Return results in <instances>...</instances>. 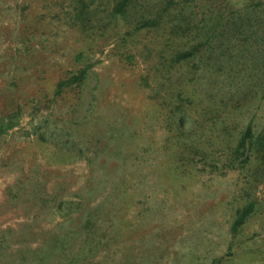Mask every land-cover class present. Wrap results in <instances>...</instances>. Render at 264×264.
Returning <instances> with one entry per match:
<instances>
[{
    "label": "rangeland",
    "instance_id": "1",
    "mask_svg": "<svg viewBox=\"0 0 264 264\" xmlns=\"http://www.w3.org/2000/svg\"><path fill=\"white\" fill-rule=\"evenodd\" d=\"M124 2L0 0V264H264V0Z\"/></svg>",
    "mask_w": 264,
    "mask_h": 264
},
{
    "label": "trees",
    "instance_id": "2",
    "mask_svg": "<svg viewBox=\"0 0 264 264\" xmlns=\"http://www.w3.org/2000/svg\"><path fill=\"white\" fill-rule=\"evenodd\" d=\"M125 1L126 2H124V3L129 2V0H125ZM246 133H247L248 137H251V139H255L259 145L264 146V131L256 132L254 130V128L252 127V125H250L246 129ZM253 209H254V206H253ZM252 211H253L252 208H251V210H250V208L244 209L242 212L243 214L239 217V220L242 221L243 219H245V217L247 215H250L252 213Z\"/></svg>",
    "mask_w": 264,
    "mask_h": 264
}]
</instances>
